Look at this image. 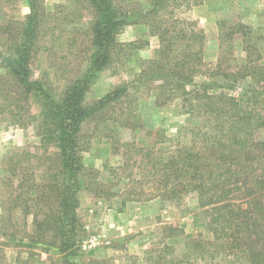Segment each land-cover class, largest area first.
<instances>
[{
  "label": "rangeland",
  "instance_id": "374dc122",
  "mask_svg": "<svg viewBox=\"0 0 264 264\" xmlns=\"http://www.w3.org/2000/svg\"><path fill=\"white\" fill-rule=\"evenodd\" d=\"M114 1L131 21L137 20L124 25L116 40L136 41L139 48L129 56L124 49L108 67L97 71L86 89L84 102L91 104L124 87L99 116L81 124L77 222L66 249H61L60 239L52 238L51 231L33 221L35 210H47L55 203L43 194H48L46 186L51 181L48 168L58 163V147L51 140H42L39 103L31 96L23 98L13 78L2 69L0 57V264H67L68 260L72 264H187L191 260L188 243L198 235H209L208 215L198 200L163 198L156 185L160 173L152 175L144 150L135 149L155 143L156 158L161 155L156 150L166 138L175 141L186 136L190 141L188 131L196 120L181 107L179 97L163 103L168 95L161 80L139 77L142 66L160 48L158 37L150 34L145 19L139 17L152 0ZM202 1L170 0L159 13L167 24L174 18L197 21L206 34L205 64H215L220 56L218 35L224 31L223 21L225 28L243 22L264 36V0H205L206 6L194 12L192 7ZM40 2L43 12L31 58L32 76L57 99L87 68L93 14L87 0ZM28 12V0H0V53L4 56L10 54ZM221 44L229 56L228 61L221 59L223 67L264 66V56L258 58L252 37ZM259 45L264 51V44ZM204 79L208 76H195L196 81ZM252 81L250 76L241 78L243 86L227 92L244 98L255 93L260 101L264 87ZM257 107L264 114V102ZM256 136L264 138V127ZM38 194L43 198L36 197ZM41 219L39 213L35 220ZM99 232L107 243L89 253L79 251L77 246L88 233L101 235Z\"/></svg>",
  "mask_w": 264,
  "mask_h": 264
},
{
  "label": "trees",
  "instance_id": "16d2710c",
  "mask_svg": "<svg viewBox=\"0 0 264 264\" xmlns=\"http://www.w3.org/2000/svg\"><path fill=\"white\" fill-rule=\"evenodd\" d=\"M40 1L28 0L29 12L14 37L10 54L0 53L4 62L1 68L13 78L25 100L30 96L37 100L42 140H51L58 147V163L48 168L49 195L43 194L51 199V204L54 200L55 203L47 210L42 207L35 210L33 221L43 230L51 231L52 238H59L63 250L71 245L69 238L77 222L81 124L99 116L101 109L115 100L124 87L91 104L84 102L85 92L97 71L108 67L114 57L126 48L127 56L139 48L136 41L116 40L124 25L137 20L131 21L114 0H87L93 14L89 25V62L83 75L55 99L43 82L32 76L31 58L39 15L43 12ZM169 1L152 0L150 8L139 14L160 43L157 56L147 60L139 77L161 80L168 95L163 103L179 97L181 107L196 123L189 128L190 141L186 136L175 141L168 137L166 144L157 148L161 155L156 158L152 151L155 143L135 149L144 150L152 175L160 173L156 185L163 198L195 197L208 215L209 235H198L188 243L191 260L187 264H264V138L256 136L257 130L264 127V114L257 107V103L264 102V94L258 101L255 93L244 98L243 94L234 96L227 92L241 88L243 84L239 81L246 76L251 77L255 86L264 87V66L244 64L232 70L228 64L223 67L221 60L223 57L229 60L221 43L235 38L252 37L255 53L258 58L263 57L259 44H264V36L255 34L254 28L240 21L229 28H225V21L221 22L224 31L218 35L220 56L215 64L207 65L203 61L206 34L197 21L174 18L167 24L161 19L159 10ZM205 65L207 69L203 70ZM196 75L208 76V80L196 81ZM32 191L37 193L35 189ZM41 195L36 197L43 198ZM39 213L42 219L38 222L35 218ZM67 264L72 262L68 260Z\"/></svg>",
  "mask_w": 264,
  "mask_h": 264
},
{
  "label": "built area",
  "instance_id": "2783aa9c",
  "mask_svg": "<svg viewBox=\"0 0 264 264\" xmlns=\"http://www.w3.org/2000/svg\"><path fill=\"white\" fill-rule=\"evenodd\" d=\"M103 243L105 244L107 241L104 240V235L102 233L101 235L98 233H88V235L81 240V242H79L77 247L79 251L89 253L91 251H95Z\"/></svg>",
  "mask_w": 264,
  "mask_h": 264
},
{
  "label": "crops",
  "instance_id": "0c3cea01",
  "mask_svg": "<svg viewBox=\"0 0 264 264\" xmlns=\"http://www.w3.org/2000/svg\"><path fill=\"white\" fill-rule=\"evenodd\" d=\"M207 2V1H206ZM205 2V0L204 1H202V2H199V3H197L198 5H194L193 7H192V10L195 12L200 6H206V3ZM194 4V3H193ZM1 207H0V213H1Z\"/></svg>",
  "mask_w": 264,
  "mask_h": 264
}]
</instances>
